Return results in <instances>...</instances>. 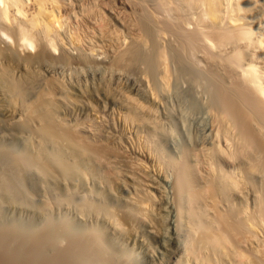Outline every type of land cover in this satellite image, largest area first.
I'll return each instance as SVG.
<instances>
[{
    "label": "bare ground",
    "instance_id": "6f19581e",
    "mask_svg": "<svg viewBox=\"0 0 264 264\" xmlns=\"http://www.w3.org/2000/svg\"><path fill=\"white\" fill-rule=\"evenodd\" d=\"M115 1L116 4H112L115 3ZM115 1L0 0V198L1 200L3 199L6 201L5 204L8 203V205H10H6L9 208H13L14 205L17 204V209L20 214L23 212L28 213L26 210L27 207L30 206H26V203H29L30 205L31 201L34 200V198L31 197L33 195L30 194L32 193L30 191L34 185L31 190L28 186V188L26 187V178H24V175H26L24 171L26 167L23 166H27V171H29V169L36 171V174H39V177L41 178V183H43L41 186L43 185V188L45 187V190L47 189L49 194L51 193L56 197V194L60 193V191L72 195L71 190L72 192L74 189L78 190L80 188L78 185L85 186L89 175L97 172L100 166L98 163L101 162L102 159L104 160V155H106V159L111 158L112 152L110 153L111 149H109V147L112 148L110 145L117 143L118 137L116 129L105 122V118L110 116L112 112L114 113L113 110H116L121 122L125 125L130 124L129 127L132 126V129L135 130L136 133H140L138 131L142 125H144V128L147 126L152 128V130L155 128L158 129L159 124L157 125V123L159 122L155 120V112H157L158 109L162 110L164 108H162V102L164 100L162 99L163 97H160V100V93H157L153 86V84L155 85V80H153L154 83H152L151 79L157 78L158 83L160 81L159 84H161V90L163 89L165 92L163 93V91H159L161 94L163 93L165 95L170 91L171 86L169 84L172 82L175 87V90H173V94L177 99L175 100L181 104L183 108L185 106V109H187L186 111H189V113L194 112L196 114L198 121V126L196 128L197 132L195 131L196 138H198V133L201 135L199 144L201 143L205 145V147L211 146V148H214L212 146L218 147L220 154H223L219 156L221 157L218 159L220 163H225V157L223 158L225 153L228 152V156L233 155L234 152H240L242 147L244 148L245 146V142L242 141L243 137L241 138L237 131L239 122L237 121L236 114L239 113V107L236 105L237 109L234 103L238 102V105L239 103L242 104L243 109L244 107L246 108L245 111L248 116L246 118H248L249 123L254 126V129H257L260 132L264 131V121L261 120L262 118L264 119V6H261L264 2L262 3V0H173L172 2L169 0H161V2L158 1L159 4L152 3L154 2L153 0ZM147 12L154 18V20H156L155 26L157 27V35L161 37L160 41L163 40L165 43H168H166L167 46H163L168 48L169 45L171 50V53H165L166 51L168 52L169 49L166 51L163 49L164 52H157V57H154L157 62L156 66L158 65L159 67H157L159 70L158 77H155V75L152 76L151 73L153 72L150 73V68H152L151 64H153V62L155 63V61L153 60L150 64V60L152 59H150L149 56L151 53H153L152 56H154L156 52L155 48L157 47L158 49L159 44L155 47V44L153 43L154 41H152L153 39L151 35H153V31L150 27V23L148 24L147 20L144 18L146 17ZM152 56L151 58H153ZM171 65H173V67H171ZM169 67L173 69L169 70ZM199 70L202 72L204 71V73H201L202 75L199 74ZM212 78L215 81H213ZM87 82L90 83V86L88 85L89 88H87ZM236 84L246 87V91H241L242 89L239 88L241 92H245L242 97V99L244 98L243 100H245H242L243 103L238 101L239 97L242 95L238 96V93L241 92L236 88ZM167 89H169V91ZM184 94H187L185 97L189 100L190 98H194L195 101L193 103L195 107H192L191 105L188 106V104L187 106L185 105L188 103V100L187 102L185 101L186 98L184 97ZM255 103H257V105ZM161 126L162 125H160V127ZM252 126H250V128ZM144 128H142V130ZM147 134L149 133L147 132ZM151 134L154 133L151 132ZM255 135L257 136V134ZM11 137H20L21 140L22 138L25 139L23 141H26L25 148H27L22 154H16L9 151L10 149L7 147L6 140L8 141L7 138ZM260 137L263 138V136ZM242 143L244 145H242ZM203 145L201 146L203 147ZM261 147L262 146H260V148ZM263 149L261 148V150ZM229 150L234 152L231 154L229 153ZM119 151L120 150L118 149V152ZM242 151L243 150H241V153ZM258 151L257 154H259ZM244 152L245 148L243 153ZM253 152L256 153L255 151ZM203 153L204 152H202V154ZM113 155H115V153ZM113 155L112 157H114ZM248 155L246 154L245 159H247ZM164 156H166V154H164ZM228 158L229 157H227V159ZM253 159L252 155V158L249 156L251 162H249V160L247 161L252 163ZM109 160L112 162V159ZM210 162L207 163L209 164ZM105 164L108 165L107 163ZM212 165L210 164L211 169L215 168L213 171L210 169V172L214 177L213 179L218 175L217 178H219V176L222 178L219 180L224 181L223 179H225L226 181L228 177H232V185L236 182L235 179L239 173H237L236 166L234 169L232 168L229 171H225L223 170L224 168H222L223 166L221 167L216 163H214L215 167ZM110 169L112 170V168ZM260 173H262V171H260ZM233 177L235 182L233 181ZM244 178L245 176L242 179ZM159 180H163L162 176H159ZM219 180H216V182H221ZM191 184L193 183L191 182ZM131 186L134 185L132 184ZM136 186L137 185L135 184V188ZM76 187H78V189H76ZM207 187L209 188L210 186ZM235 187L237 186L235 185ZM123 189L127 193L130 191V188H127V186ZM206 189L204 188L200 191L203 195V200L205 199L214 207L213 195L216 194L211 195V189ZM79 193L80 192L77 194ZM179 193L182 194L183 192ZM69 194L67 195L69 196ZM73 195L75 196V193ZM73 195L72 197L69 196V198L74 199ZM191 197L195 199L193 193ZM80 199L83 200V198ZM146 199L145 203L147 201ZM216 199L218 200V198ZM49 201L50 200L42 201L41 204L39 203V205L36 206L32 202V204L37 207L33 208L36 209L34 210L37 213L36 215L41 219L44 218L45 221L50 220V215L48 216L47 214L53 211L51 204L53 201H50L51 203ZM72 201L73 200H71V202ZM135 202L133 201L132 204ZM139 202L142 203L144 201H141L140 198ZM207 202L205 203L207 204ZM66 203L68 204V202ZM141 203L140 207L143 204ZM2 204L0 203V205ZM58 204L56 203V205ZM135 205L136 207L139 206L137 203H135ZM96 206L97 205H95L94 208ZM146 206L147 205H145V207ZM141 209H139V211ZM143 209L145 208L143 207ZM80 210L82 211H77L78 213H81L79 214L80 217L78 219L76 218V220H68L69 222L66 220L67 223L64 225L58 224L61 225L58 228H56L58 225L54 224L56 225L55 229L53 228L51 231H49V228L46 225L48 232L45 230L44 233V229L42 228L41 236L37 237L40 239L37 240V242L39 241L37 246L42 253H45L48 243L56 242L55 244H57L59 240L62 241V239H65L64 241H66V238L69 240L71 239V236L75 235L72 239L74 242L71 241L73 244L71 246L69 245V249L65 247L67 250L64 252L62 248L65 256H62L61 258L57 256L56 258V256L53 255V259L55 257L57 261L59 259L60 262L64 261L65 264H75L77 259L78 263L83 264L79 261L80 259L78 257H81V255L85 253L84 251L87 250L89 246L88 244L91 243L98 247V253H102V251L111 252L108 256L109 258L114 259L115 262L118 261V259L120 260L121 255H126L130 258L134 257L133 251H124V249L127 248L123 249L124 246L122 247L123 238H121V234L113 230V226H108V224L104 225L103 222H101L103 221V217L100 216L101 214L99 215V213H101L100 211H90V208L88 210V205L87 210L84 207H81ZM131 212H133V209ZM182 212L184 211L182 210ZM248 212L250 213V211ZM2 213L3 212L0 210V222H2L1 220H3L2 218L4 217ZM34 214L32 216H34ZM192 214H194V212L190 213L189 219L195 217V214ZM257 214L259 213L257 212ZM179 215L183 217L182 214L179 213ZM196 215H198V213ZM176 216H178V214L175 213L172 215L171 212L169 224L172 227L175 226V229L171 231L172 235L168 238L170 242L169 244L172 246L176 244L174 237L177 236L178 238L181 233H184L182 223V227L177 225L179 223H177V219H179L180 216L177 218ZM237 217L239 216L237 215ZM230 218L233 219L234 216L233 218ZM249 218V216L245 218L246 221H248ZM252 218L254 220V217ZM252 218H250V221L248 222L249 225H255L251 223ZM259 218H261V214H259ZM52 219L53 218H51V220ZM21 220L20 222H22ZM258 220H261L262 222V219ZM63 221L64 220L60 223ZM215 221L217 222L216 219ZM225 221L227 220L225 219ZM30 223L31 226L29 224V227H27L28 224H25V228L22 226L24 223L20 225V223L18 224L8 218L7 221H4V224L2 223L3 225H0V255L3 254L0 256V264H14L15 261L14 263L13 261L11 262L7 256V254L10 253L14 254L13 251L15 254H18L17 256H19L20 253V256L23 254V257H26L31 253L30 251L35 248L34 246L33 249L30 248V241L32 240L30 238L35 237L30 234L33 232L35 224L33 221ZM99 223L102 224L100 225ZM193 223L195 224V222ZM89 224H91V226L96 225L93 229H95L94 231L97 233L100 232L99 234L101 235L99 236L97 234V238L101 237L100 239H96L95 237L93 240L90 239L92 240L91 243H89V239H87V242V240L85 241L84 237H82L85 233L87 235V233L92 231V228L90 229L91 231L88 228ZM213 224L215 225V223ZM20 227H22V229H19ZM100 227H104L105 230L101 232ZM255 227L254 229H256ZM196 228L197 227L194 225L193 230L195 231ZM231 228L233 229V226ZM197 230L196 232L198 233ZM199 233H201V231ZM79 234L83 235L80 236ZM206 234L207 236L205 235V239L203 240L205 244L210 243L214 249H219L221 251L226 247V234L220 235L219 233L217 234V232H211V234H208L207 232ZM203 236L204 235L201 237L203 238ZM249 236H251V234H249ZM249 236L247 235V237ZM163 237L162 241L164 242L165 240ZM197 241L200 240L197 239ZM61 247L62 246H60V248ZM166 248L169 250L167 245ZM34 253L35 252L31 255H34ZM174 254H176V252ZM200 254H202V251ZM203 254L205 253L203 252ZM96 255L102 257L105 254ZM235 255L239 254L237 253ZM40 256L44 255L40 254ZM91 256L90 263L86 262V259L89 260V258L86 257V261H83L85 262L84 264L98 263L97 258L93 257V255ZM241 256L242 254H240V257ZM38 257L39 256H32L29 263L33 264L35 259V261H37V259L40 261L41 259ZM82 257L81 259L83 260L84 257ZM101 257L100 259L104 261L103 264H106V255L103 256V258ZM94 258L96 261L92 262ZM47 259L46 262L48 261ZM28 260L25 259L23 262H18L20 264H28ZM56 260H50L48 263L51 262L54 264ZM102 260H100V264H102ZM58 262L55 264H58ZM127 263L124 261L120 262V264ZM130 263L133 264L132 262ZM253 263H256V261Z\"/></svg>",
    "mask_w": 264,
    "mask_h": 264
},
{
    "label": "rangeland",
    "instance_id": "374dc122",
    "mask_svg": "<svg viewBox=\"0 0 264 264\" xmlns=\"http://www.w3.org/2000/svg\"><path fill=\"white\" fill-rule=\"evenodd\" d=\"M110 1H112V0H110ZM114 1L115 0H113V2ZM153 1L154 2H152V3H157V4H159V2H161V0H153ZM169 1L172 2L173 0H169ZM263 2L264 1L262 0V3ZM144 3H146V2H144ZM112 4H116V1H115V3H112ZM261 6L263 7L264 3ZM146 14H147L146 17H144V18L147 20L148 24L150 23V27H151V29L153 31L152 32L153 35H151L152 39H153L152 41H154L153 43L155 44V47L158 46V44H159L158 49H157V47L155 48L156 52H155L154 56H152L153 53H151V55L149 56L150 59H152V60H150L151 61L150 64H151L153 60L155 61L154 57H157V55H158L157 52L158 53L159 52H164V51L169 49L168 52L166 51L165 53H171L170 52L171 50L169 48V45H168V48L164 47V46H167V44H168L167 42H166L167 43L166 44L165 41H163V40L160 41L161 37H159L157 35V33H158L157 30H156L157 27L155 26L156 25V22H155L156 20H154V18L148 12ZM149 15H150V17H149ZM155 39H157V40H155ZM163 49H165V50L163 51ZM151 56L153 58H151ZM153 64H155V65H153ZM153 64H151V66H152V68H150L151 70L149 69L150 73L153 72V73H151V75L152 76L155 75V77L156 76L158 77V73H159L158 72L159 71L158 68L159 67H158V65L156 66V64H157L156 61H155V63L153 62ZM171 67H173V65H171ZM152 69H156V70H152ZM170 69H173V68L169 67V70ZM198 73L199 74H201V73L203 74L204 71L202 72V71L199 70ZM153 80H155L154 81L155 85L153 84V86L155 87L154 88L155 91L157 93H160L159 98L163 97L162 99L164 100V101L162 100L163 101L162 102V104H163L162 108L163 107L164 108L162 110L158 109V111L155 110V111L158 112V113L155 112V114H156L155 115V120L157 122H159V123H157V125L159 124L158 129L155 128V129L152 130V128H149L147 126H145V128H144L143 127L144 125H142V127L138 131L140 133H136L135 130L132 129V126L129 127L130 124H128V125L126 124L125 125L123 122H121V120L119 119L120 117H119L118 113L116 112V110H113L114 113L112 112V114L110 116L105 118V122H107L112 127H114V129H116V134H117V137L119 138V139L117 138V143L116 144L110 145L112 148L109 147V149H111L110 153L112 152V155L115 153V155H113L114 157H112V155H111V158H109V159H112V162H111V160L106 159L107 157H106V155H104V157H103L104 160L102 159L101 162L98 163L100 166L98 165L99 168H98L97 172H94L93 173L94 175L91 174L87 178L86 181L88 182V184L86 182V184L84 183L85 186L84 185H82V186L78 185V187H80L79 189H78V187H76V189H78V190L74 189L73 192L71 190V194L72 195L75 193V196L73 195L74 199L73 198L70 199L69 196L72 197V195H70L69 193H66L64 191L63 192L60 191V193H57L56 197H55V195H53L51 193H50L51 194L50 195L48 190L47 189L45 190V187L43 188V185L41 186V184H43V183H41V181H40L41 178L39 177V174H36L37 172L36 171H32L31 169H29V171H27V166H23V167H26L25 170L23 169L25 171V173H26V175H24V178H26L25 179L26 187L28 186L30 188V190H31L32 186L34 185L32 190L30 191V192H32L30 194L33 195L31 197L34 198V200L31 201L30 205H29V203H26V206H30V207H27V210H26V211H28V213L27 212H23V213L20 214L19 210L17 209L18 208L17 204L14 205V207H16V208L10 207L11 208V210H10V208L6 206V205H8V203L5 204L6 201L3 200V199L1 200V198H0V203L1 204L3 203L2 205H0V208L2 207L3 209L1 208L0 210H1V212H3L2 214L4 215V217L2 218L3 220H1L2 222H0V225L2 223L4 224V221H7L8 218L12 219L13 221H15L18 224L20 223V225H22L24 223L22 226H24L25 224L26 225L28 224L27 227H29V224L31 226L30 222L33 221L34 224H35L34 225L35 228L33 226L34 230L32 229L33 232L30 233V234L34 235L36 237V239H35L34 236H33L34 238L31 237L30 238V239H32L30 241L31 245L30 244L29 245H30L31 249H33L34 247L35 248L33 250L30 249L31 250L30 251L31 253L29 254L30 256L29 255H27V256L25 255L27 258L23 257V254L20 256V253H19V256H17L18 254H15L14 251H13L14 254H12V253L7 254V256L11 260V262L13 261V263H14V261H15V263L18 264L19 263L18 261L23 262V260H25V259L28 260V256H29V260H30V258L32 259V256L33 257L39 256L38 258L41 259L40 261H42L43 264H47L48 261H50V260L51 261H55L56 260L55 257H54L55 260L53 259V255L56 256V258H57V256H59L60 258L62 256H65L64 252H65V250L69 249L68 247H70L73 244L74 241L72 239H73V237H75V235L71 236L70 237L71 239H69V240H68V238H66V241H64L65 239H62V241L61 240H59V241L57 240L58 241L57 244H55L56 242L48 243L45 253H42L40 251V248L37 246V244L39 242V241L37 242V240H40L37 237L41 236V233H42L43 229H44L43 230V233H44V231L45 230L47 231L48 228H49V231H51V230H53V228L55 229V226L58 225V224L64 225L65 223H67L66 220L67 221L68 220L71 221L72 219L73 220H76V218L78 219L80 217L79 214H81V213H78V212L82 211V210H80L81 207L82 208L84 207L87 210V205H88V210L90 208V211H94L95 210V211H100L101 212V213H99V215L101 214L100 216L103 217V221H101V222H103L104 225L108 224V226L109 225L113 226L112 227L113 230H115L117 233L121 234V238H123L122 239V241H123L122 242L123 243L122 247L124 246L123 249L127 248V249H124V251L125 252L133 251V255H134L135 258L134 257L130 258V257H127L126 255H121L120 256V260L121 261L118 259V261L115 262L114 259L109 258V256H108L109 254H111V252L109 253V251L108 252L107 251H104V252L102 251V253H98V251H97L98 247H96L93 243H91V241L94 239V237L96 239H100L101 237L97 238V234L99 236H101V235L99 234L100 232L97 233V232L94 231L95 229H93V228H95L96 225H94V226L92 225L91 226V224H89V226H88L89 230L92 228L91 230L94 231V232H92L90 230L91 232L87 233V235H86V233L84 235L83 234H81V235L79 234L80 236L83 235L82 237H84L85 241L87 239H89V240L92 239V240L89 241V243H91V244H88L90 246V248L88 246L89 249L87 248V250L84 251L85 253H83L81 255V257L84 255L83 256L84 259L82 260L81 257H78L80 259L79 261H81L83 264L85 263L83 261H86V260H87L86 261L87 263H90V261H91L90 258H92L91 255H93V257L97 258V261H98L97 264H100V260H102V259H100L101 256H98L96 254H105L106 255L105 259L108 260V258H109L108 261L105 260L106 264H109V263L111 264L112 261H113L112 264H115V263L116 264H120V262H123V261L126 262V263L129 262L127 264H131L130 262H132L133 264H208V263L209 264H213L214 262H215L214 264H264V261H263L264 260V251H263L264 250V224H263L264 223V219H263L264 218V204H263L264 203L263 202L264 201V199H263L264 198V149H263L264 148V143H263V141H264L263 140L264 139V134H263L264 131L260 132L259 130L254 129V126H252V124L249 123L248 118H246V117H248L246 115L247 112L245 111L246 108L244 107V109H243L242 104L239 103V105H240L239 106L238 102L234 103L235 106L237 105L239 107V111H238L239 113L236 114L237 121L239 122L238 123L239 126L237 128V131L240 134L241 138L243 137L242 141L245 142L244 143L245 144V146H244L245 152L243 153V151H244L243 147L241 149V150H243L242 153H241V150H240V152H237V153H235L232 150L231 151L229 150L230 151L229 153L232 154L234 152L235 156H234V154L228 156L227 155L228 152L226 151L227 153H225L224 156H223V158L225 157L224 158L225 163L224 162L220 163L218 159L221 158L219 156H221L223 154L222 153L220 154V150H219L218 147L212 146L214 148H211V146H206L205 147V145H203L201 143L199 144V142H200L199 140L201 139L200 138L201 135H199V133H198V138H196V132H197L196 128L198 126V121H197V118H196V114L194 112H190L189 113V111H186L187 109H185V106L183 108V106L176 101L177 99H176L175 95L173 94L174 93L173 90H175V87L173 86L172 82L169 84L171 86L170 87V91H169V89H167L170 92V94H169L168 91H166V92H168V94L165 95V94H163L165 91H163V89L161 90V86H160L161 84H159L160 81L158 83L157 78H154V79H151L152 83H154ZM213 81H215V80L213 79ZM87 83H88V84H86L87 88H89L90 83L89 82H87ZM157 83H158V85H157ZM86 85H85V88H86ZM236 88H238V91H240L239 88L242 89L241 91H246V87H242L241 85H237L236 84ZM243 89H245V90H243ZM159 90L161 92L163 91V93L161 94V92ZM238 91H237V93H238ZM243 94H245V92L244 93L243 92L238 93V96L242 95V96H240L241 98L239 97V99H238V101L241 102V103H243L242 100L244 99V98L242 99V97L244 96ZM185 96H187V94H184V97ZM185 98H186V100H185L186 102L188 100V103L185 104L186 106L188 104V106L191 105L192 107H195V105L193 103L195 101L194 98L193 99L190 98V100L187 99V97H185ZM160 100H161V98H160ZM189 101H190V104H189ZM243 101H245V100H243ZM255 104L257 105V103H255ZM237 106H236V108H237ZM243 110H244V112H243ZM157 114H159V115H157ZM261 120L264 121L263 118ZM163 121H164V123H163ZM249 124L253 128L252 127L250 128ZM160 125H162L161 126L162 128L160 127ZM146 127H147V129H146ZM142 128H144V129L142 130ZM252 129L253 130H257L259 133L257 131H253ZM132 131H134V132H132ZM147 132L149 134H147ZM151 132L154 133V134H151ZM255 134H257V136ZM259 135L263 136V138L260 137ZM7 139H8L9 142L6 140V144H7V147L10 149L9 151H11L13 153H16V154H19V153L22 154V152H24L26 150V148H27V147L25 148L26 141H23L25 139L22 138V140H21L20 137L19 138H12L11 137V138H7ZM10 139H12V140H10ZM145 140H146V142H145ZM129 142L130 143L132 142V143L130 144ZM194 143H196L198 145V147ZM139 144H140L141 147L139 146ZM244 144L242 143V145H244ZM259 144H260V146H262L261 148L263 150H261ZM201 145H203V147ZM196 147L199 148L200 150L197 149ZM118 149L120 150L119 151L120 153L118 152ZM258 149H259V151H258ZM214 150H215V152H214ZM253 151H255L256 153H254ZM257 151L259 152V154H257ZM202 152H204V153L202 154ZM248 152H249V155H248ZM163 153L166 154V156H164ZM212 153H213V155H212ZM250 153H252V154H250ZM158 154L159 155L161 154V155L159 156ZM246 154L248 155L247 159H245L246 158ZM117 155H119V156H117ZM192 155L194 156V158H193ZM217 155H218V157H217ZM225 155L227 157H229V158L227 159V157ZM252 155H253V158L256 159V160L253 159L255 162L252 160V163H249V162H251V160H249V156H251V158H252ZM258 155H259V158H258ZM232 156H234V157L231 158ZM203 157H204V159H203ZM160 158H162V159H160ZM164 158H165V160L166 159L167 160L165 161ZM105 160H108V161H105ZM247 160H249V162ZM172 161H175V162H172ZM210 161L213 162V163H211ZM239 161H241V162H239ZM159 162H160V164H159ZM207 162H210V163L208 164ZM105 163H107L108 165H106ZM214 163H216L217 165H219V163H220L219 166H221V167L223 166L222 168H224L223 170H225V171H229L232 168L234 169L235 166H236L237 173L238 172L240 173V174L238 173V175H237L238 177L236 176V179H235L236 182L234 181V177H233V181L235 183L233 185H232V182H231L232 181V177L231 178L228 177L230 182L228 181V179H226V181H225V179H223L224 181L219 180L221 177L219 176V178H217L218 175H216L217 179L216 178L213 179L214 178L213 174H211L210 171L211 170L213 171L215 168L211 169L210 164L211 165L213 164L212 166L215 167ZM165 165H167V166H165ZM245 165H246L247 169H246ZM172 167H173V169H172ZM110 168H112V170ZM98 171H99V173H98ZM116 171H117V173H116ZM260 171H262V173H260ZM209 172H210V174H209ZM207 174H209L210 177ZM241 174H242V176H241ZM132 175H134V176H132ZM211 175H212V178H211ZM243 175L245 176V178H244L245 180L242 179L244 177ZM159 176L160 177L162 176L163 180H159ZM119 178H120V180H119ZM155 178H157V179H155ZM246 178H247V180H246ZM189 179H190V181L193 184H191ZM106 180H107V182H106ZM139 180H140V183H139ZM216 180H219L221 182H218V181L216 182ZM237 181H239V182H237ZM126 182H127V184H126ZM132 184L134 186H131ZM135 184L137 185L136 188H135ZM235 185L238 188L235 187ZM125 186H127V188H130L129 192H130L131 195L129 194V192L127 193V192L124 191L123 188ZM203 186H206V187H203ZM207 186H210L211 188L210 187L208 188ZM229 186H230V188H229ZM141 187H142V189H141ZM218 187L220 188V190H219ZM34 188H36L37 190L34 189ZM204 188L205 189L207 188L206 190L211 189L210 190L211 193H212L211 195L216 194V195L219 196L218 197L216 195H213L214 196V207H213V205L211 203H208L205 199H204L205 201L203 200V195H202V193L200 191H202ZM235 188H237V189H235ZM76 191H77V193L78 192H80V193L77 194ZM85 191L88 192V193H86ZM179 192H183V193L181 194ZM192 193H193V196H194L195 199H193L191 197ZM199 193H201V194H199ZM225 193H227V194H225ZM67 194H69V196ZM87 194H89V195H87ZM128 196H129V198H128ZM131 196H133V197H131ZM137 197L139 198V200L141 198V201H144L142 203L147 205L146 207H148V208H146L145 205H143L141 202H139ZM80 198H83V200L80 199ZM146 198H148V199H146ZM186 198H188L189 200L186 199ZM216 198H218L219 201ZM129 199H130V201H129ZM131 199H132V201H131ZM145 199L147 200L146 201L147 204L145 203ZM45 200L46 201L50 200L51 202L53 201L52 203L49 201L52 204L53 211H51L52 210L51 209L50 210L51 213L49 212L47 214L48 216L50 215V218H49L50 220H48V221H45L44 218L41 219L40 217H38V215H36L37 214L36 211H34L36 209H33V208H37L35 206L39 205V203L41 204L42 201H45ZM71 200H73L72 201L73 203L71 202ZM197 200H198V202H197ZM133 201L134 202L137 201L135 203H137L139 205V206L137 205L139 208L136 207L135 203H133L134 204V206H133V204H132ZM21 202H24V201H21ZM32 202L35 204V206H34V204H32ZM66 202H68L69 205ZM70 202H71V204H70ZM205 202H207V204ZM56 203L57 204L59 203L60 206H59V204L56 205ZM140 203L143 206L141 205V207H140ZM188 203H191V204H188ZM82 204H84V205H82ZM31 205H33L34 207L31 206ZM95 205H97V206L94 208ZM8 206H10V205H8ZM54 206H56V207H54ZM143 207L145 209H143ZM255 208H257V209H255ZM132 209H133V212H131ZM139 209H141V210L139 211ZM6 210H8V211H6ZM145 210H146V212H145ZM182 210L184 212H182ZM247 210L250 211V213ZM195 211H196V213H195ZM243 211H244V213H243ZM256 211L259 214H261V218H259V214H257ZM9 212L11 213V215H10ZM171 212H172V215L175 214V213L178 214V216H176V218L180 216L179 213L183 215V217L180 216V218L177 219V223L178 222L180 223V224L178 223L177 225L181 226V223H182L183 227L182 226L181 227L184 230V233H181L178 238H177V236L174 237V239L176 241V244H174L173 246L169 244L170 242H169V238H168V237H171V235H172L171 231L173 229H175V226L172 227L169 224ZM191 212L192 213L194 212L195 215L194 214H192V215H194L195 217H192L191 219H189V215H190ZM218 212H219L220 215L218 214ZM26 213H27V215H26ZM197 213H198V215H196ZM33 214H34V216L36 218L34 216H32ZM236 214L239 217H237ZM13 215H14V217H13ZM51 215H52V217H51ZM6 216H7V218H6ZM31 216L33 217L34 220L32 219ZM224 216H225V219L227 221H225ZM233 216H234V218H233ZM246 216L247 217L249 216L250 218L254 217V220H253V218L251 220L254 221L255 223L252 222V221H251V223H253L255 225H252V224L249 225L248 222L250 221V218H249V220L247 219L248 221H246V219H245V218H247ZM10 217H12V218H10ZM185 217H186V219H185ZM198 217H199V219H198ZM205 217H206V219H205ZM230 217H232L233 219H231ZM51 218H53L54 220L53 219L51 220ZM112 218H113V221H112ZM129 218H131V219H129ZM19 219L20 220L22 219L21 220L22 222H20ZM215 219L217 220V222L215 221ZM241 219H242V221H241ZM258 219H262V222H261V220H258ZM56 220H57V223H56ZM62 220H64V221L62 223H60ZM192 221L195 222V224ZM206 221H207V223H206ZM48 222H50V223H48ZM218 222H219V224H218ZM184 223H186V224H184ZM190 223H191V225H190ZM213 223H215V225ZM256 223H258V224H256ZM54 224H56V225H54ZM46 225L48 226V228H46ZM61 225L56 226V228H58ZM194 225H195V227H197L195 229V231L193 230V226ZM210 226H211V228H210ZM232 226H233V229L231 228ZM259 226H261L262 228L259 227ZM24 227L26 228V226H24ZM24 227H23V229H24ZM51 227H52V229H51ZM171 227H172V229H171ZM246 227H248V228H246ZM254 227L256 229H254ZM40 228H41V230H40ZM151 228H153V229H151ZM19 229H22V227H20ZM100 229H101V232L103 230H105L104 227L103 228L100 227ZM188 229H190V230H188ZM218 229H220V230H218ZM196 230L198 231V233L196 232ZM200 231H201V233H199ZM47 232H46V234H47ZM207 232H208V234H211V232H214V233L217 232V234L219 233L220 235L226 234L227 238H226V236H225V238L227 239L228 243L226 242L225 246L227 247V250H226V247H224V249H222V251L219 250V249L216 250V249L213 248V246L210 243H206L205 244L203 240L205 239V235L207 236V234H206ZM201 234L204 235L203 238L201 237L202 236ZM249 234H251V236H249ZM247 235L249 237H247ZM162 237L165 240L164 242L162 241ZM228 238H229V240H228ZM197 239L200 240V241H197ZM63 241H64V243L65 242L66 243L64 244ZM71 241H73V242L71 243ZM202 241H203V244H202ZM87 242H88V240H87ZM87 242H85V243H87ZM124 242H125L126 245L124 244ZM166 245L169 248V250H167ZM229 245H231L232 247L229 246ZM60 246H62V247L60 248ZM204 246H205V248H204ZM51 247H53L54 249L51 248ZM65 247H67V249ZM62 248H63L64 252H63ZM203 248H204V250H203ZM259 250H261V251H259ZM32 251L35 252L36 254L34 253V255H31V254H33ZM201 251H202V254H200ZM54 252H56V253H54ZM175 252H176V254H174ZM203 252L205 254H203ZM16 253H18V252H16ZM192 253H194V254H192ZM237 253L239 255H235ZM40 254L44 255L45 257L44 256H40ZM45 254L46 255L49 254V255L46 256ZM224 254H225V256H224ZM240 254H242V256H241L242 258L240 257ZM1 255H3V254H1ZM14 255H16V256H14ZM89 255H90V257H89ZM94 255H96V256H94ZM105 255H103V256H105ZM103 256L101 258H103ZM42 257H44V258H42ZM86 257L89 258V260L88 259L85 260ZM18 258H20V259H18ZM45 258L46 259L49 258V259H47L48 260L47 262H46ZM95 258H94V260H92V262L96 261ZM245 258H246V260H245ZM43 259H45V260H43ZM29 260L27 262L28 264H30ZM35 260L33 261L34 262L33 264H37V263L42 264V262L38 261L39 259H37L38 262L35 261ZM61 260H63V259H61ZM211 260H212V263H211ZM251 260H254V261H251ZM257 260H258V262H257ZM58 261L56 260V262H58V264H65L64 261L63 262L61 261L62 263L60 262L59 259H58ZM77 261L78 260L76 259L75 264L78 263ZM247 261L248 262L251 261V262L248 263ZM255 261H256V263H253ZM31 262H32V260H31ZM56 262H54V264ZM103 262L104 261L102 260L101 263L103 264ZM23 264H25V263H23ZM48 264H52V263L49 262ZM72 264H74V263H72ZM78 264H81V263H78Z\"/></svg>",
    "mask_w": 264,
    "mask_h": 264
}]
</instances>
